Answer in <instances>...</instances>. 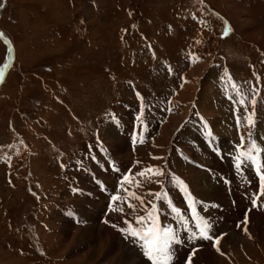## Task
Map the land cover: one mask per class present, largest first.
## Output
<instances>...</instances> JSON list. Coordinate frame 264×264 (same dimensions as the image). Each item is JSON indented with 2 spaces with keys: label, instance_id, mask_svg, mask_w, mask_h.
<instances>
[{
  "label": "rangeland",
  "instance_id": "1",
  "mask_svg": "<svg viewBox=\"0 0 264 264\" xmlns=\"http://www.w3.org/2000/svg\"><path fill=\"white\" fill-rule=\"evenodd\" d=\"M0 31L14 53L0 38V264H121L113 235L145 226L136 221L149 213L160 224L164 198L184 204L174 178L191 195L202 172L197 135L219 126L217 137L241 146L243 136L246 151L259 131L264 149V0H0ZM119 124L131 125L128 157L108 135ZM105 160L130 176L114 178L124 196L105 205V256H96L84 226L67 234L63 221L92 223L77 214L85 179ZM239 177L221 172L230 191L218 209L241 222L253 200ZM255 205L264 219V194ZM254 224L223 243L215 264H264V225Z\"/></svg>",
  "mask_w": 264,
  "mask_h": 264
},
{
  "label": "bare ground",
  "instance_id": "2",
  "mask_svg": "<svg viewBox=\"0 0 264 264\" xmlns=\"http://www.w3.org/2000/svg\"><path fill=\"white\" fill-rule=\"evenodd\" d=\"M207 84L208 82L205 78L201 83L203 89H205ZM130 127V124H119L118 126H111L109 129L108 135L113 140L116 155L122 154L123 157H128L129 153L133 149L132 148L130 150V146L132 145L131 142L129 143ZM218 127L210 128L211 130H208L204 134L197 135L196 138L193 139L194 141L191 142L196 150H202L203 153L198 156L200 157L198 163L202 172L197 173L198 176L195 179L192 188L195 194L207 200L208 204L202 202L201 200L195 199V197L192 196V192L191 195H187L186 191H182V193H180L178 196V200L180 202L182 201L184 204L177 205L168 199H164L160 203V209L165 210V215L162 216L160 220L161 223L157 226L163 229H173L176 235V241L179 238H182L183 241H189L187 242V246L183 252L179 249L174 250L171 248V259L169 264H187L188 258L193 252L192 248L194 247L197 250L195 251V255L192 257V264H199L200 261L204 262L205 264H215L216 261L218 262V258L221 260L223 258V252H221L224 245L223 243L226 244L231 239L235 240L236 237L241 238V235L250 233V227L256 225L254 224L256 222H258L259 227L264 225V219H257V214L254 211H251L252 208H258L257 205L251 204L252 207L247 210L245 219H243L241 222H238V220L235 221V219L231 220L230 214L224 216L223 214H225V212H222V210L218 209V201L228 199L229 196L227 197L226 193L224 192L230 191L226 187V181L219 179L221 172L232 176H241L239 178H241L243 181H250L252 187L260 185V191V177L256 171L258 164L262 165L261 171L264 172V156L260 155V153L263 151H261V149L258 147V149L255 150L254 159L250 160L243 158L241 161V166L237 167L236 157L238 156L239 152L243 151L244 149L242 150V148L239 145H236L234 141L232 143L231 140H228L225 137H217L216 133L218 131ZM209 133H211V135H209ZM261 136L262 134L259 131H256L254 136H252V140L250 142L251 145H255L258 140L262 138ZM134 140L136 141V139ZM195 141H197L196 144H194ZM135 143L137 144L138 142ZM204 143L208 144L206 149L202 148V144ZM248 150L249 148L246 149V151ZM127 168L128 166H119L118 164L116 165L114 161L111 162L109 160H105L104 163H99L97 170L95 167L91 168L92 170L89 172V177L84 181V189L86 190L83 200L84 204L79 208L77 215L81 214L84 221H86L88 218L91 219L92 223H89L90 225L88 226L84 223H78L79 219L77 217H69L70 219L68 218L67 220L63 221V228L67 234L70 232V230L74 229L76 225L84 226V230H82L80 237L85 241V244H89V246H91L93 255L105 256L100 246V236L106 232V228L104 225H102L101 221L107 222L108 220V217L105 215V212L109 211H107L105 208V205L108 203V201H113L114 197L116 199H120L122 196H124L115 194L117 190V184L114 183V178H118L117 183L122 178V181H124V179L127 177L125 175L128 173L127 171V173L124 171ZM207 169L214 171L216 174L212 175L211 173L209 177H206L203 171H206ZM215 170L221 172L218 173ZM229 177L230 176H223V179H229ZM192 188L190 190H192ZM233 195L237 196L236 192H234ZM188 197L190 199L189 202H185L187 201ZM208 200L215 201L209 203ZM232 200H234V198H232ZM120 203L121 201L119 204ZM91 204L92 208L89 207ZM173 207L177 209L179 214L172 211ZM120 210L121 208L119 211ZM249 212H251V214L247 216ZM187 214L191 216V220H189ZM200 219H207L211 223L209 234L213 237H217V235L221 237L219 245L214 246L213 241L201 238L194 239V237H198L199 235L197 225L200 223ZM245 220L247 221L246 225L242 224V222ZM96 221H98L99 224H96ZM135 228L140 229V227ZM244 228H246L247 231H244ZM125 238L134 247L133 249L129 245L126 246V244L123 242ZM136 244L138 245L135 247ZM141 244L142 242L140 240L134 239L122 231L119 238L114 235L112 236V243L109 245V250L110 253L119 251L122 254L121 264H135L137 257L142 258L139 260L142 264H150L147 262L150 260H148V257L144 255ZM217 247H219L220 251H217ZM139 249L141 256H139V253L137 252ZM216 253H218V255Z\"/></svg>",
  "mask_w": 264,
  "mask_h": 264
},
{
  "label": "snow or ice",
  "instance_id": "3",
  "mask_svg": "<svg viewBox=\"0 0 264 264\" xmlns=\"http://www.w3.org/2000/svg\"><path fill=\"white\" fill-rule=\"evenodd\" d=\"M227 34V33H226ZM3 34L0 33V36ZM5 67H7L5 65ZM3 77V70H0V80H2ZM242 105L244 104V101L241 100L239 101ZM256 101L255 99L252 100L253 106L255 105ZM239 118L237 119V123L239 124ZM247 123L249 125H252V117L249 116L247 118ZM211 135V133H209ZM244 145V138L243 136L241 137V148ZM256 150L255 145H251L248 151H240L238 156L236 157L237 159V167L241 166V161L243 158L247 159H254V153ZM262 165H257L256 171L257 174L260 177L261 181V192L264 194V172L261 171ZM148 171H152L155 175H164V173L161 170H153V169H148ZM143 175V173H141ZM175 183L177 186L181 187L184 191H187L186 185H184V182L180 180L179 178H174ZM159 196V194H157ZM190 195V194H189ZM114 200L116 199L115 197L113 198ZM253 204H256V199H253ZM131 206V205H130ZM153 210H156V206L153 205ZM173 212H177L176 208H172ZM177 214H179L177 212ZM138 224L145 225L141 227L140 229H136L129 225L127 229H122L127 235H130L132 238L137 239L142 241L141 248L144 251V255L148 257L150 261H152V264H169V261L171 259V248L172 244L176 242V235L173 231V229H163L157 226L155 218L152 216L151 213H149V216L147 220L143 218H137L136 221ZM247 221H243L242 224L246 225ZM199 235L196 238H201L209 241H213L214 246L219 245L220 238L219 237H213L212 235L209 234L210 228H211V223L207 219H200V223L197 225ZM244 231H247L246 228L243 229ZM194 250L187 261V264H192V257L195 255ZM217 251H220L219 247H217Z\"/></svg>",
  "mask_w": 264,
  "mask_h": 264
},
{
  "label": "water",
  "instance_id": "4",
  "mask_svg": "<svg viewBox=\"0 0 264 264\" xmlns=\"http://www.w3.org/2000/svg\"><path fill=\"white\" fill-rule=\"evenodd\" d=\"M10 51H11L10 53H11V61H12V58H13V57H12V55H13V50H10ZM11 61H10V62H11Z\"/></svg>",
  "mask_w": 264,
  "mask_h": 264
},
{
  "label": "crops",
  "instance_id": "5",
  "mask_svg": "<svg viewBox=\"0 0 264 264\" xmlns=\"http://www.w3.org/2000/svg\"><path fill=\"white\" fill-rule=\"evenodd\" d=\"M191 191H192V194L194 195V194H195V192H194L193 188H192V190H191Z\"/></svg>",
  "mask_w": 264,
  "mask_h": 264
}]
</instances>
